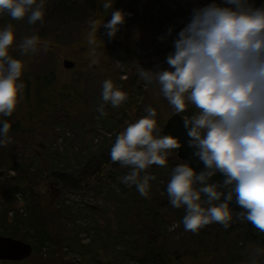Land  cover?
Listing matches in <instances>:
<instances>
[{
  "label": "rangeland",
  "instance_id": "374dc122",
  "mask_svg": "<svg viewBox=\"0 0 264 264\" xmlns=\"http://www.w3.org/2000/svg\"><path fill=\"white\" fill-rule=\"evenodd\" d=\"M75 4L72 8L66 0H47L43 21L35 25L28 24L26 17L14 20L7 13L0 14V27L12 23L16 29L10 54L25 61L24 90L36 85V77L54 75L58 82L76 87L79 93L66 110L52 111L40 121L39 115L32 122L24 121L29 133L9 132L10 141L0 146V212H7L8 218L20 216L23 227L17 232L23 239L18 240L37 247L28 260L14 264H145L138 261L133 247L144 243L143 239L152 241L159 232L170 256L201 248L213 253L208 264H228L231 259L233 264H244L255 245L245 235L246 222L235 213L228 229L212 223L190 234L183 219L164 205L163 188L171 174L168 171L179 162L170 161V170H147L156 176L147 197L135 185L122 182L127 172L97 176L119 134L117 118H123L122 123L130 121L124 103L135 102L142 113L148 105L155 107L157 120L180 114L159 92L158 85L146 86L140 69L169 67L166 57L173 50L174 37H159L166 35L170 26H175L176 32L183 27L181 21L190 14L192 0H121L119 9L130 15L115 38L105 35L104 29L105 39L95 52L83 51V56L71 59L40 46L37 53L21 56L18 43L33 34L65 49L81 44L92 11L86 1ZM64 59L73 61L75 67L65 70ZM136 76L137 86L131 88L130 80ZM105 79H111L127 98L118 107L106 104L107 115L102 116L97 108L104 103ZM19 103L17 109L23 108L22 100ZM8 119L10 123L16 121L14 115ZM14 177L28 182L33 196L21 187L14 188L19 187L11 183ZM14 190L16 194L8 202ZM148 213L155 220L147 219Z\"/></svg>",
  "mask_w": 264,
  "mask_h": 264
},
{
  "label": "clouds",
  "instance_id": "9594fccd",
  "mask_svg": "<svg viewBox=\"0 0 264 264\" xmlns=\"http://www.w3.org/2000/svg\"><path fill=\"white\" fill-rule=\"evenodd\" d=\"M111 18L90 21L89 45H97L98 30L115 38L129 13L113 8L114 0H99ZM47 0H0V14L14 20L27 18L30 25L43 21ZM167 29L165 40L174 37L167 55L169 67L140 69L147 85H158L176 113L193 107L183 120L191 154L171 169L167 183L170 204L183 207L186 230L219 223L231 226L234 213L250 222L264 239V0H192L190 14ZM16 41L12 23L0 27V146L10 141L11 117L25 87V61L10 54ZM102 41V40H101ZM37 34L25 36L17 45L21 56L47 47ZM127 93L111 79L102 83V103L97 111L107 115L106 104L120 106ZM128 123L111 147L112 161L129 168L121 177L147 197L150 182L156 180L147 169L166 166L173 150L183 144L171 133L160 134L157 109ZM203 167H198L199 165ZM196 165V166H194ZM220 177L217 179V177ZM234 207H239L238 213ZM176 227V225H173ZM244 264H264V244L251 247Z\"/></svg>",
  "mask_w": 264,
  "mask_h": 264
},
{
  "label": "trees",
  "instance_id": "16d2710c",
  "mask_svg": "<svg viewBox=\"0 0 264 264\" xmlns=\"http://www.w3.org/2000/svg\"><path fill=\"white\" fill-rule=\"evenodd\" d=\"M68 1V6L75 8L76 5L75 3L78 2L79 0H66ZM86 1L88 7L92 11V20H101L105 21L106 19L110 18L111 16V9H109L107 12L103 9L101 3L99 0H83ZM119 1L121 0H114L113 3V8H119ZM71 9V8H70ZM69 13H72V11H68ZM68 13L62 12V16H67ZM53 18V16L51 17ZM91 20V21H92ZM53 21V20H52ZM52 23V22H51ZM90 30V24L85 31L83 37H82V43L79 45H76L72 48L65 49L58 45L57 42H49L47 40H42V41H47V49L53 51L54 53L61 55L63 57H70L71 59H77L78 57L83 56L84 53H88L90 51L95 52L100 48V43L103 42L104 34L102 33L104 31V28L101 27L98 30V38L101 40L97 41V45L95 46V49H93L92 45H89L88 39H87V33ZM44 47L43 45H41ZM83 46V47H82ZM45 48V47H44ZM85 51L84 53H82ZM138 76L131 78L130 80V87L135 88L138 83ZM79 96L78 89L76 87L68 86V84L65 83H60L58 82L55 78L54 75H45L42 77H36V85L34 87H27L25 90H23L22 93V103H23V108L20 107V109H17L13 115L16 119L15 123H11L12 127L10 129V133H29V127L25 126L24 121L32 122L34 116L39 115L38 121L41 120V118L58 109L64 108L65 110L67 107H69L72 104V101ZM129 101V100H127ZM37 104V108L34 107L33 104ZM20 104V103H19ZM18 104V105H19ZM125 107H127V114L129 115V120L128 123L134 122L135 120L139 119L141 116L146 115V113H142L140 111V108L136 105L135 102L129 101L127 103H124ZM20 106V105H19ZM31 110L35 111L37 113L34 114ZM195 109H193L191 112L185 111L184 113H180L182 116L186 115H191ZM68 112V111H67ZM122 113L124 111L122 110ZM18 117V119H17ZM9 117H5L4 119H8ZM167 118L164 120V117L162 119L157 120L158 124V129L160 134H162V127L165 123ZM124 121L123 118H117L116 124L120 125L119 133L123 131L128 123H122ZM170 161H175L182 163V161H179L177 159L176 151L173 150L172 153L170 154V158H168V163L166 166H159V165H152L150 166L149 169H147L149 172H155L158 173L159 171L163 169H169L170 170ZM115 172L116 174H123L129 171V168L126 166H122L120 162L112 161L111 156L105 161V163L102 165V167L98 170L97 176L98 178L102 177L103 174L108 175V172ZM171 173V171H168V174ZM109 177V175H108ZM12 184L19 186V187H14V188H19L25 193H28L30 196L32 195V192L29 188L28 182H26L23 178L21 177H14L12 178L11 181ZM16 190H14L11 194L8 195L7 201L11 202V195L15 196ZM163 200H164V205L167 207L169 211H171L173 214L181 217L183 219L185 215V209L183 207L181 208H175L170 204L169 201V196L167 194V186L163 188ZM155 210V209H154ZM153 210V211H154ZM44 212L45 210L42 209ZM154 215L156 216V211H154ZM149 217L153 220L151 215L146 216L147 219ZM20 216L18 217H13V218H8V213L7 212H0V235L2 236H9L13 237L15 239H23V236H20L19 233L17 232L18 227L22 228L23 227V221H21ZM146 232L145 230H143ZM190 234H194L195 232L190 231ZM245 235L251 240V242L255 245L257 241H254L253 239L250 238L249 233L246 231ZM144 238H146V235L143 233ZM144 243L141 242V245H137L136 248H134L133 253L136 255L138 261L141 263L145 264H208L211 262L213 253L211 251H206L207 249H198L197 252L194 253H185L183 255H177L173 253L171 256L169 255V249L168 245L165 242V239L162 238L160 235V232L157 233L152 241L147 242L145 239H143ZM37 247L33 249L35 251ZM38 250L40 248L38 247ZM233 261V259H231ZM229 261L228 264H233L234 261ZM0 264H13V263H2Z\"/></svg>",
  "mask_w": 264,
  "mask_h": 264
},
{
  "label": "water",
  "instance_id": "95a60500",
  "mask_svg": "<svg viewBox=\"0 0 264 264\" xmlns=\"http://www.w3.org/2000/svg\"><path fill=\"white\" fill-rule=\"evenodd\" d=\"M62 67L69 71L75 67V63L71 60L64 59L62 62ZM183 120L184 117L179 114L172 115L166 120L162 129V134L171 133L177 137H180L183 144V142L187 139ZM191 151L192 150L188 148L186 144H183L180 149L176 150L177 158L184 162V159L189 158ZM198 167H203V165L201 164ZM219 178L220 177L218 176L217 179ZM239 211V207H234V212L238 213ZM246 226L250 237L259 243L264 244V239L260 237L257 230L252 227L251 223H246ZM32 253L33 248L30 244L9 236L0 235V262H23L29 259Z\"/></svg>",
  "mask_w": 264,
  "mask_h": 264
}]
</instances>
